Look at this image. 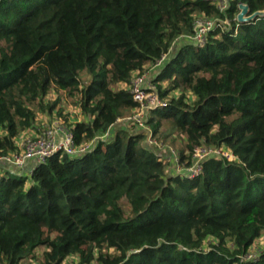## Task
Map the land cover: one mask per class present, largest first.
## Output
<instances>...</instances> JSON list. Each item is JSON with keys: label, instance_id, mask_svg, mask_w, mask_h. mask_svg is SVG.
<instances>
[{"label": "trees", "instance_id": "obj_1", "mask_svg": "<svg viewBox=\"0 0 264 264\" xmlns=\"http://www.w3.org/2000/svg\"><path fill=\"white\" fill-rule=\"evenodd\" d=\"M239 3L264 10V0L224 12L210 0H0V156L61 101L85 118L66 124L77 143L115 127L82 156L0 178L1 264H264V17L238 22ZM198 15L229 27L196 45ZM151 68L165 100L145 119L151 137L168 149L181 140V168L196 147L234 160L210 157L188 177L145 131L118 124L138 107L134 75Z\"/></svg>", "mask_w": 264, "mask_h": 264}, {"label": "built area", "instance_id": "obj_2", "mask_svg": "<svg viewBox=\"0 0 264 264\" xmlns=\"http://www.w3.org/2000/svg\"><path fill=\"white\" fill-rule=\"evenodd\" d=\"M210 1L219 11L223 12L230 5V0ZM234 19H236V15ZM229 23L230 20L226 17L219 19L198 15L194 21V35L190 39L196 45H203L209 33H212L216 29H226L229 27ZM165 59L166 55L162 56L154 67L162 65ZM147 75V72L142 74L136 73L134 75L128 87L133 100L138 103V107L129 116L118 119L117 121L119 124H125L126 127L144 129L148 132L149 138L147 141L155 146L157 141L155 139V142L151 140L153 138L151 137L149 128L145 124V119L149 111L164 106L165 100H161L158 97L155 86L151 83ZM114 132L115 127L109 128L103 134L93 137L89 142L77 143L71 130L60 120L52 121L50 125L42 130H26L14 138L15 151L0 156V178L7 173L28 176L38 165L54 156L64 154L71 157L82 156L92 151L99 143L104 144L109 141V138ZM171 153L174 154L173 151ZM159 156L165 157L162 155ZM210 157L225 158L227 160H234L235 158L232 153L221 148L196 147L192 154V164L190 166L181 168L176 156L174 157L175 161L171 165L175 167L177 172H181L188 177H194L199 174L202 163ZM61 264H77V259L71 257Z\"/></svg>", "mask_w": 264, "mask_h": 264}, {"label": "rangeland", "instance_id": "obj_3", "mask_svg": "<svg viewBox=\"0 0 264 264\" xmlns=\"http://www.w3.org/2000/svg\"><path fill=\"white\" fill-rule=\"evenodd\" d=\"M146 72L148 73L147 77L148 78L150 77L151 79L157 73L153 69H148V70H146ZM81 78H82L81 80L83 82L88 80V76L86 74H83ZM150 78H149V80H150ZM151 83H153V82H151ZM153 85H154V83H153ZM160 85L162 87L165 86V82H160ZM122 86H124V85H119L118 87H122ZM172 94L174 97H177L179 93L177 91H174ZM61 95L64 96V93H62ZM56 97H57L56 94L51 92L47 96V99L54 100ZM191 99H192V97L188 96L187 100L190 101ZM84 119L85 118L81 115L79 108L75 105L70 104V100H65V101H61L60 104L56 107V109H54L53 112H51L50 114L38 112L37 117H36V122L34 124L35 128L29 129V130H34V131L42 130L45 127H47L48 125H50L51 122L54 120H60V121H62L63 124H68V123H73L76 121H82ZM133 128L137 129L138 131H140V130L145 131L144 129H139L138 127H133ZM145 133H146L147 139H148L149 138L148 132L145 131ZM147 139H146L147 144L154 148L153 150L155 153L162 155V156H165L166 160L169 159L170 161H172L171 163H173L175 161L174 160L175 156L171 152L173 151L174 147L177 149L180 147V145H181L180 139H176L175 144L173 146H171L172 148L170 147L169 149H168V147L167 148L165 147V145H167V144H165V143L161 144L162 141L157 140L156 137H154V139L159 141V142H156L155 146L153 144H150L147 141ZM154 139H151V140L153 142H155ZM255 247H258V248L264 247V235L260 239L257 240Z\"/></svg>", "mask_w": 264, "mask_h": 264}, {"label": "water", "instance_id": "obj_4", "mask_svg": "<svg viewBox=\"0 0 264 264\" xmlns=\"http://www.w3.org/2000/svg\"><path fill=\"white\" fill-rule=\"evenodd\" d=\"M237 8L238 12L236 14V20L238 22L245 23L264 17V10H258L250 13L249 6L245 3H239Z\"/></svg>", "mask_w": 264, "mask_h": 264}, {"label": "crops", "instance_id": "obj_5", "mask_svg": "<svg viewBox=\"0 0 264 264\" xmlns=\"http://www.w3.org/2000/svg\"><path fill=\"white\" fill-rule=\"evenodd\" d=\"M150 78V77H149ZM150 80H151V78H150Z\"/></svg>", "mask_w": 264, "mask_h": 264}]
</instances>
